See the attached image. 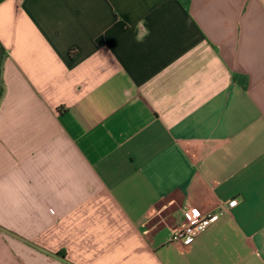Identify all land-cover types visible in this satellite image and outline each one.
<instances>
[{"label": "crops", "instance_id": "1", "mask_svg": "<svg viewBox=\"0 0 264 264\" xmlns=\"http://www.w3.org/2000/svg\"><path fill=\"white\" fill-rule=\"evenodd\" d=\"M0 264H264V0H0Z\"/></svg>", "mask_w": 264, "mask_h": 264}, {"label": "built area", "instance_id": "2", "mask_svg": "<svg viewBox=\"0 0 264 264\" xmlns=\"http://www.w3.org/2000/svg\"><path fill=\"white\" fill-rule=\"evenodd\" d=\"M237 204L238 199L234 198L229 201L227 205L223 206L220 212H213L207 215H202L193 208L186 209L184 214L186 216L187 222L181 228L173 231L172 240L184 241L197 236L206 230L210 225L218 221L221 212H227Z\"/></svg>", "mask_w": 264, "mask_h": 264}, {"label": "clouds", "instance_id": "3", "mask_svg": "<svg viewBox=\"0 0 264 264\" xmlns=\"http://www.w3.org/2000/svg\"><path fill=\"white\" fill-rule=\"evenodd\" d=\"M143 26V21L138 22L137 27L140 28ZM149 35L148 29L147 28H143L142 32H139L136 36H135V40L137 43H142L144 38Z\"/></svg>", "mask_w": 264, "mask_h": 264}, {"label": "trees", "instance_id": "4", "mask_svg": "<svg viewBox=\"0 0 264 264\" xmlns=\"http://www.w3.org/2000/svg\"><path fill=\"white\" fill-rule=\"evenodd\" d=\"M186 11H188L190 0H178Z\"/></svg>", "mask_w": 264, "mask_h": 264}]
</instances>
